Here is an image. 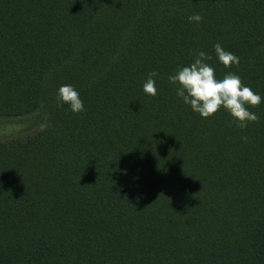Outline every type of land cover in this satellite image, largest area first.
I'll list each match as a JSON object with an SVG mask.
<instances>
[{
	"label": "trees",
	"instance_id": "trees-1",
	"mask_svg": "<svg viewBox=\"0 0 264 264\" xmlns=\"http://www.w3.org/2000/svg\"><path fill=\"white\" fill-rule=\"evenodd\" d=\"M199 51L262 97L258 122L176 95ZM42 114L0 142V264H264V0H0V119Z\"/></svg>",
	"mask_w": 264,
	"mask_h": 264
},
{
	"label": "clouds",
	"instance_id": "clouds-1",
	"mask_svg": "<svg viewBox=\"0 0 264 264\" xmlns=\"http://www.w3.org/2000/svg\"><path fill=\"white\" fill-rule=\"evenodd\" d=\"M202 19L199 14L188 17L189 22L195 23L202 22ZM213 47L219 63L225 68L239 64V58L225 51L220 43ZM210 60L211 55L199 51L190 66L180 68L169 76V83L175 87L176 95L202 119L211 118L223 108L232 117V123L241 130L246 129L249 123L258 122V115L249 111V108L259 106L262 97L250 87L243 86L241 78L236 74L229 72L223 79H217L215 69L207 63ZM155 76L157 73L154 71L148 73V79L143 85L144 93L150 97L157 94L153 79ZM56 99L59 107L67 105L74 114L85 110L79 92L72 85H62ZM243 139L247 140V137Z\"/></svg>",
	"mask_w": 264,
	"mask_h": 264
},
{
	"label": "rangeland",
	"instance_id": "rangeland-1",
	"mask_svg": "<svg viewBox=\"0 0 264 264\" xmlns=\"http://www.w3.org/2000/svg\"><path fill=\"white\" fill-rule=\"evenodd\" d=\"M46 114L41 117L31 115L23 118L0 119V142L25 139L37 133L45 122Z\"/></svg>",
	"mask_w": 264,
	"mask_h": 264
}]
</instances>
